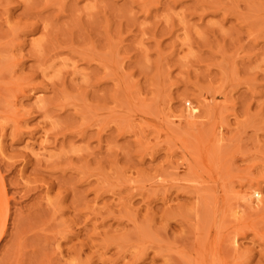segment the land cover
<instances>
[{
	"label": "rangeland",
	"instance_id": "374dc122",
	"mask_svg": "<svg viewBox=\"0 0 264 264\" xmlns=\"http://www.w3.org/2000/svg\"><path fill=\"white\" fill-rule=\"evenodd\" d=\"M0 208V264H264V0H0Z\"/></svg>",
	"mask_w": 264,
	"mask_h": 264
},
{
	"label": "bare ground",
	"instance_id": "6f19581e",
	"mask_svg": "<svg viewBox=\"0 0 264 264\" xmlns=\"http://www.w3.org/2000/svg\"><path fill=\"white\" fill-rule=\"evenodd\" d=\"M39 101V103L42 101V100H38ZM3 185V184H2ZM2 189H3V187H2ZM222 212L224 211V210H221ZM221 212V213H222ZM226 213V212H225ZM225 216V215H224ZM8 219H9V214H8V211H7V209H2V208H0V237H2L4 234H5V232L8 230H6V227H7V223H8ZM222 223V222H221ZM215 226V225H214ZM217 226V225H216ZM220 227V226H219ZM237 227H238V225H237ZM218 228V227H217ZM236 228V227H235ZM236 229H241V226H240V228H236ZM237 231V230H236ZM243 231V230H242ZM244 231H246V230H244ZM239 233H240V230H239ZM238 232H236V236H240L241 235V233L239 234ZM243 233V232H242ZM245 235H246V232H245ZM207 237V236H206ZM205 237V238H206ZM205 244V243H204ZM218 245V244H217ZM216 245V246H217ZM215 247V246H214ZM222 247V246H221ZM203 251V250H202ZM211 251V250H210ZM214 253V252H213ZM208 254V253H207ZM205 255H206V253H205ZM184 256V255H183ZM210 256V255H209ZM199 257V256H198ZM213 257V256H212ZM222 257V256H221ZM202 258V257H201ZM217 258V257H216ZM165 259V258H164ZM184 259V258H183ZM207 259V258H206ZM218 260V259H217ZM184 262V261H183ZM224 262V261H223ZM201 263V262H200ZM209 263V262H208ZM214 264V263H213Z\"/></svg>",
	"mask_w": 264,
	"mask_h": 264
}]
</instances>
